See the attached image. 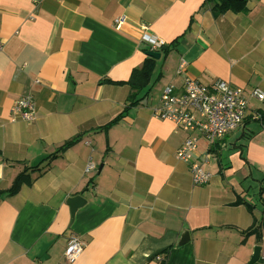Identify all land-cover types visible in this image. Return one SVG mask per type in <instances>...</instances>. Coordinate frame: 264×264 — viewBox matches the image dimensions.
Listing matches in <instances>:
<instances>
[{"label": "crops", "instance_id": "obj_1", "mask_svg": "<svg viewBox=\"0 0 264 264\" xmlns=\"http://www.w3.org/2000/svg\"><path fill=\"white\" fill-rule=\"evenodd\" d=\"M213 3L0 0V191L77 137L32 173L31 185L0 199V264H264V123L252 118L264 100L251 98L244 123L221 140L195 132L208 156L205 185L176 155L191 132L155 115L166 85L182 88V59L202 83L264 92V0L219 16ZM144 33L169 50H157L140 102L106 128L131 88L104 80H127L144 62L152 50ZM27 94L37 118L11 121ZM89 162L96 167L87 172ZM77 194L87 202L72 220L67 199ZM73 234L85 249L68 263ZM256 246L260 257L250 263Z\"/></svg>", "mask_w": 264, "mask_h": 264}, {"label": "built area", "instance_id": "obj_2", "mask_svg": "<svg viewBox=\"0 0 264 264\" xmlns=\"http://www.w3.org/2000/svg\"><path fill=\"white\" fill-rule=\"evenodd\" d=\"M125 16L115 19L117 28L125 21ZM142 40L151 46L152 50H162L166 44L163 38L144 33ZM0 39V50L3 49ZM178 74L184 75L183 84L178 91L173 84H168L162 94L161 105L155 115L161 119L172 120L180 128L191 132L182 145L177 149V158L189 162V169L195 185H205L211 179V173L205 168L207 155L198 153V132L209 141L223 139L229 132L244 123L251 98L264 100V92L259 88L232 86L228 81L219 79L213 84L202 83L187 73V61L182 59ZM260 118L259 113L252 115ZM37 118L34 97L27 94L17 98L11 108V121L23 120L33 122ZM96 165L89 162L86 171L95 169ZM85 249V242L79 235L70 236L66 250V262L76 260ZM158 259L162 257L157 256Z\"/></svg>", "mask_w": 264, "mask_h": 264}, {"label": "trees", "instance_id": "obj_3", "mask_svg": "<svg viewBox=\"0 0 264 264\" xmlns=\"http://www.w3.org/2000/svg\"><path fill=\"white\" fill-rule=\"evenodd\" d=\"M214 1L213 3V12L215 16H219L227 11H233L236 13L241 12H247L249 10L248 2L249 0H210ZM163 50V49H162ZM169 50V47L164 52H167ZM157 63V59L154 57H151L149 55L146 56L144 62L138 66L135 67L129 79L127 80H111L109 78H106L104 81L114 83V84H127L130 86L131 91L127 97L126 105L122 112H120L119 115H117L111 122H109L105 127H111L113 124L117 123L120 119H122L128 111L135 105H137L142 98H139V93L144 90L145 88L149 87L152 80L153 71L155 69ZM255 113H259L261 116L260 118H252L258 121H262L264 123V110H256ZM77 137L72 138L70 140H67L63 145L59 147V150L55 153L49 154L46 157L43 158L39 164L36 165H25L24 169L20 171L10 188H8L5 191H0V199L5 195H11L17 193L22 185L28 184L31 185L33 182L32 173L36 172L37 170L43 169L41 167L42 163L46 161V164L48 165L56 155L62 151H64L66 148L71 146L75 141ZM45 167V166H44ZM260 226H256V224L246 231V233H251L259 230Z\"/></svg>", "mask_w": 264, "mask_h": 264}, {"label": "water", "instance_id": "obj_4", "mask_svg": "<svg viewBox=\"0 0 264 264\" xmlns=\"http://www.w3.org/2000/svg\"><path fill=\"white\" fill-rule=\"evenodd\" d=\"M166 48L167 46L164 45L162 49L165 50ZM146 54L151 57H154L155 59H160L162 56V51L148 50L146 51ZM86 202H87V199L81 194L70 196L67 199V204L70 206V210H71L72 220L75 218V213L77 209L83 206ZM184 242H185V239H182L180 243H184ZM260 254H261V248L259 246H256L254 254L251 257L250 263H254L255 261H257L258 258L260 257Z\"/></svg>", "mask_w": 264, "mask_h": 264}, {"label": "rangeland", "instance_id": "obj_5", "mask_svg": "<svg viewBox=\"0 0 264 264\" xmlns=\"http://www.w3.org/2000/svg\"><path fill=\"white\" fill-rule=\"evenodd\" d=\"M157 70H158V68H157ZM156 70V71H157ZM157 72H159V71H157ZM258 182V186H257V188L259 189V191H260V188H261V186H263L262 184H261V182H259V181H257ZM251 185H252V187L251 188H256V181H252V183H251ZM258 195H260V193L258 194Z\"/></svg>", "mask_w": 264, "mask_h": 264}]
</instances>
